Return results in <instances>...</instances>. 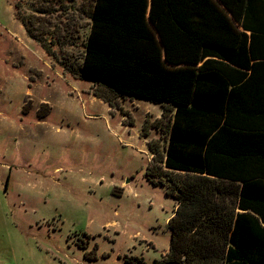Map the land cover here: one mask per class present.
Instances as JSON below:
<instances>
[{
	"label": "trees",
	"instance_id": "1",
	"mask_svg": "<svg viewBox=\"0 0 264 264\" xmlns=\"http://www.w3.org/2000/svg\"><path fill=\"white\" fill-rule=\"evenodd\" d=\"M88 17L84 53L59 58L65 37L37 35L15 14L113 108L115 98L162 104L167 130L145 125L142 137L151 128L168 139L163 150L148 142L161 166L146 175L177 208L169 252L153 264H264V0H96Z\"/></svg>",
	"mask_w": 264,
	"mask_h": 264
},
{
	"label": "rangeland",
	"instance_id": "2",
	"mask_svg": "<svg viewBox=\"0 0 264 264\" xmlns=\"http://www.w3.org/2000/svg\"><path fill=\"white\" fill-rule=\"evenodd\" d=\"M95 1L0 0V264H153L170 247L176 201L148 179L161 163L137 136L167 130L162 108L115 98L113 110L28 35L15 48L18 13L35 34L65 37L59 58L80 57ZM149 129L163 150L168 135Z\"/></svg>",
	"mask_w": 264,
	"mask_h": 264
},
{
	"label": "crops",
	"instance_id": "3",
	"mask_svg": "<svg viewBox=\"0 0 264 264\" xmlns=\"http://www.w3.org/2000/svg\"><path fill=\"white\" fill-rule=\"evenodd\" d=\"M22 33H23V35H25V37L27 38V33H26V31H25V28H24L23 25L20 23V27H18L17 30H16V32H15V34H16L17 37L13 36V37H15V38H13V40L16 39V40H15V41H16V44H15V48H16V49L19 48L20 41H22V37H21ZM17 38H20V40H17ZM27 40H29L32 44H35V43H36V42H34L33 40H30L29 38H27ZM12 44H14V43H12ZM70 76H71V75H70ZM72 77H73V76H72ZM74 79H76V78H74ZM76 80H80V79H76ZM81 81H82V80H81ZM29 93H30V95H26L25 97H28L29 99L34 100L35 97H33V96L31 95V92H29ZM94 97H95L97 100H100L101 102H104L105 104H107V105H108L110 108H112L113 110L116 109V108H113L112 106H110L108 103H106V102H105L104 100H102L101 98L96 97V96H94ZM127 99H129V100H134V101H139V102H148V103H150V104H152V105L159 106V107L162 108V115H163V107H162V104H155V103H152V102H150V101H148V100L140 99V98H127ZM44 100H45L46 102H48L47 98H44ZM116 110H118V109H116ZM122 117H123V122H122V124H123L124 127H127V128H134V127H135L136 124H134L133 126L130 125V124H127V123H125L126 117H124L123 115H122ZM161 118H162V117H161ZM143 128H144V126L142 125L141 128L137 131V136L139 137L140 140H142V141L145 142V145H146V147H147V149H148V152H149V155H150V161H152L154 155L150 152L149 147H148V142L152 140V139H151L152 137L150 136V134H149L147 137H142ZM141 130H142V131H141ZM153 130H154V131L156 132V134H157L156 137H154V138H157L158 135H161L157 130H155V129H153ZM139 131L141 132V134H139ZM150 163H151V162H150ZM176 208H177V204H176L175 210H176ZM175 210H174V211H175ZM173 216H174V212H173V214L170 216V218L168 219V224H169L170 219H171ZM168 227H169V226H168ZM152 245H153V244H152ZM154 247H155V246H154ZM149 249H151V248H149ZM169 249H170V247H169ZM169 249L166 250V251L164 252L163 255H166V254L169 252ZM163 255H162V256H163ZM134 257H136V256H134ZM139 258H141V257H139ZM161 258H162V257H161Z\"/></svg>",
	"mask_w": 264,
	"mask_h": 264
}]
</instances>
